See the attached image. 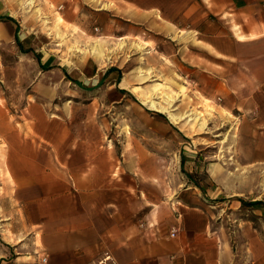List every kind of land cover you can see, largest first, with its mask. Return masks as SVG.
<instances>
[{
  "label": "crops",
  "instance_id": "0c3cea01",
  "mask_svg": "<svg viewBox=\"0 0 264 264\" xmlns=\"http://www.w3.org/2000/svg\"><path fill=\"white\" fill-rule=\"evenodd\" d=\"M72 1L94 11L105 33L150 35L154 57L176 64L201 96L236 113L240 154L234 158L264 168V0ZM16 31L19 39V26L15 37ZM92 49L100 50L97 65H113L99 72L87 57L81 72H73L37 55L44 71L63 67L82 100L34 99L15 115L0 90L1 264H9L10 247L25 251L16 264H99L106 254L107 264H264V207L240 198L249 194L239 188L245 180L238 183L220 163L201 170L202 156L188 144L169 182L165 136L157 154L151 138L109 136L116 123L104 112L119 107L113 104L130 83L102 46ZM141 76L147 78L144 69ZM142 103L169 112L155 101ZM177 116L181 122L188 114ZM235 207L243 211L239 238L247 242L239 249L220 214L233 216Z\"/></svg>",
  "mask_w": 264,
  "mask_h": 264
},
{
  "label": "rangeland",
  "instance_id": "374dc122",
  "mask_svg": "<svg viewBox=\"0 0 264 264\" xmlns=\"http://www.w3.org/2000/svg\"><path fill=\"white\" fill-rule=\"evenodd\" d=\"M82 8L80 2L72 0H0V26L4 28V33H0V90L6 92L13 113H21L28 101L34 99L56 105L82 100L81 94H76L75 86L67 82L63 67L81 72L87 57L96 62L95 70L99 69V72L110 67L113 64L109 61L97 65L100 50L92 48L98 44L106 56L115 59L114 65L121 67L130 83V92L121 96L119 104H113L119 107L104 112L106 121L116 123L109 136L151 138L155 154L161 152L157 140L165 136L169 143V182L180 171L176 161L180 149L190 144L187 149L202 156L196 160L198 168L204 170L211 163L227 166L233 176L238 177V183L242 185L241 180H245L239 188L249 194L240 198L247 204L252 199L264 202V168L234 158L235 154H240L239 144H234L239 136L236 113L225 111L218 100L211 102L201 96L199 87L177 72L176 64H162L159 57H154L159 53L149 52L153 40L150 35L142 33L138 38L121 39L122 33H105L94 11ZM8 16L15 18L16 23ZM17 26L20 43L15 37ZM37 55L56 58L64 63L63 67L44 71ZM142 69L146 79H141ZM142 98L147 103L157 102L153 103L155 107L160 104L169 108V112L142 103ZM177 114L188 116L178 122L180 116ZM232 187L237 186L232 183ZM232 211L233 216L226 211H220V214L225 219L224 226L233 248L239 249L247 243L239 238L243 211L236 207ZM15 248L8 250L5 261L9 264H16V258L25 260V251Z\"/></svg>",
  "mask_w": 264,
  "mask_h": 264
},
{
  "label": "trees",
  "instance_id": "16d2710c",
  "mask_svg": "<svg viewBox=\"0 0 264 264\" xmlns=\"http://www.w3.org/2000/svg\"><path fill=\"white\" fill-rule=\"evenodd\" d=\"M8 19L11 20V21H14V19L11 18V17H8ZM17 33H18V32L16 31V40L19 41V39H18V34H17ZM183 163H184V160H182V165H183ZM183 170H184V168H183ZM184 171H185V170H184ZM250 205H251V206H264V202H261V201H255V202L250 203Z\"/></svg>",
  "mask_w": 264,
  "mask_h": 264
},
{
  "label": "built area",
  "instance_id": "2783aa9c",
  "mask_svg": "<svg viewBox=\"0 0 264 264\" xmlns=\"http://www.w3.org/2000/svg\"><path fill=\"white\" fill-rule=\"evenodd\" d=\"M174 235V234H173ZM112 260L111 255L106 254L101 260H99V264H107L109 261Z\"/></svg>",
  "mask_w": 264,
  "mask_h": 264
},
{
  "label": "bare ground",
  "instance_id": "6f19581e",
  "mask_svg": "<svg viewBox=\"0 0 264 264\" xmlns=\"http://www.w3.org/2000/svg\"><path fill=\"white\" fill-rule=\"evenodd\" d=\"M161 107H163L162 105H161ZM165 108V107H164ZM159 109V108H158ZM177 119V118H176Z\"/></svg>",
  "mask_w": 264,
  "mask_h": 264
}]
</instances>
